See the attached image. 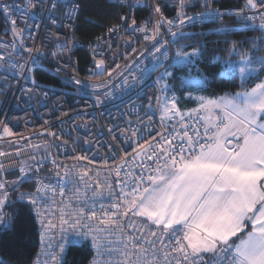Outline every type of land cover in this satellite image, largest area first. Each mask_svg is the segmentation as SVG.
<instances>
[{
    "label": "snow or ice",
    "instance_id": "obj_1",
    "mask_svg": "<svg viewBox=\"0 0 264 264\" xmlns=\"http://www.w3.org/2000/svg\"><path fill=\"white\" fill-rule=\"evenodd\" d=\"M197 2L199 0H178L181 10L171 20L161 15L151 28V35L147 27L152 23L151 15L144 27L132 20V25H136L133 31L143 32L145 39L152 41V51L148 53L151 67L145 66L144 72L165 69L157 83L175 79V74L167 71L169 65L164 64L169 45L190 39L193 34L183 29L195 26L198 21H216L224 15L235 14L245 28H252L257 19L255 12H258L261 23L255 28L264 32V0H245L244 7L234 12L212 9L210 0H202L203 12L189 16L183 11L186 7H195ZM31 7L35 4L26 0L25 8ZM59 7L58 0H53L50 12ZM148 7L153 14L161 12L158 5ZM78 8L79 5H69L65 16L74 19ZM17 10L14 3L0 0V15L12 26L14 35H22L23 30H17V22L12 19ZM246 10H254L253 15H248ZM120 19L125 26H132L128 25L127 16ZM165 24L170 33L168 40L162 39L161 29ZM119 27L113 25L109 31L115 32ZM172 28L180 31L172 32ZM233 30L225 25L214 31L227 34ZM256 39L251 50L243 54L237 42H233L227 49L228 57L223 60L221 73L238 78L241 87L257 80L251 88L214 98L197 97L198 106L188 112L181 111L176 96H164L162 104L160 97H156L161 121L176 123L157 133L159 138L153 137L138 145L139 150L133 148L131 154L125 151L123 163H114L103 180L99 172L74 167L65 169L62 177L57 171L56 185H45L37 179L34 192L20 193L18 200L30 205L29 214L34 215L40 225L41 244L49 257L41 264H49V261L63 264L62 254L66 246L71 245H87L93 251L89 264H264V79H260L264 73V56L254 55L260 51L261 41ZM185 47L191 45H181L176 50L171 67L182 66L189 70L195 67L194 58L201 56L202 51L193 48L186 52ZM30 62L35 64L36 58ZM96 64L103 66L104 61L97 60ZM15 67L9 64L5 71ZM19 67L23 69L25 65ZM143 74L133 76L130 72L131 82L125 79V83L132 88L141 82ZM75 83L81 84V81ZM206 83L208 80L202 73L182 80V84L200 89ZM161 90L168 92L172 88L165 83ZM188 99H192L190 94ZM193 114L195 123L189 124L187 121L193 119ZM144 130L132 131V136ZM3 133L11 135V130L5 126ZM125 143L132 146L131 137ZM3 155L5 153L0 152V156ZM112 159L115 160L114 150ZM30 179V172L20 167L15 181H0V227L3 229L10 226L4 209L15 203L9 199L8 188L15 190ZM88 181L95 184V189H88ZM69 184L74 187L82 184L92 195L81 198L79 187H75L73 197L65 201L63 197ZM57 187L61 203L58 223H55L54 213L50 211L54 199L50 203L49 193L54 198ZM103 200L113 202L106 206ZM136 219L141 221L139 227ZM54 233L59 235L55 245L52 243Z\"/></svg>",
    "mask_w": 264,
    "mask_h": 264
},
{
    "label": "built area",
    "instance_id": "obj_2",
    "mask_svg": "<svg viewBox=\"0 0 264 264\" xmlns=\"http://www.w3.org/2000/svg\"><path fill=\"white\" fill-rule=\"evenodd\" d=\"M108 1L121 8L118 22L109 24L94 38L83 39L75 31L78 10L73 14L74 19L65 16L69 5H79L77 0H58L60 7L51 12L53 0H32L35 7L31 8H25L26 0H2L3 3H14L17 6L18 10L13 13L12 19L17 22L16 29H22L23 32L22 35H14L12 26L2 16L0 93H5L7 97L0 112V144L4 145L0 151L3 152L8 147L10 150L0 156L5 165L0 172V181L9 183L15 181L20 167H24L26 172L33 169L41 173L33 175L32 179L20 184L15 190L10 189L17 200L20 193L35 191L37 179L43 181L45 185H56L57 171L62 177L65 169L74 167L92 169L93 173L99 172L103 180L114 163H123L125 151L131 154L133 148L139 150L138 145L153 137L159 138L157 133L164 132L166 127L170 128L176 123L175 121L166 126L159 118L161 87L156 81L165 69L161 67L155 72H144L145 66L149 69L151 67L152 61L148 53L152 51V41L146 40L143 32L133 31L136 25H132V20L135 19L137 25L144 27L151 15L152 23L147 25L148 35H151V28L160 20L161 15L171 20L181 10L178 0ZM220 1L210 0V7L234 12L243 8L245 4V0H236L231 5L222 6L219 4ZM149 4L153 7L158 5L161 12L153 14L148 7ZM140 8L144 11L140 12ZM204 10L202 0H199L195 7L183 9L189 16ZM163 11H166V14ZM246 11L248 15H253L254 10ZM255 14L257 16L255 21H260L259 13ZM121 16H127L128 25L132 26H125L120 19ZM226 17L238 20L237 16L232 14L224 15L216 21ZM52 20H56V23L53 24ZM206 21H198L196 24ZM113 25L120 27L115 32H110L109 29ZM175 29L177 28L170 31ZM161 32L162 39L168 40L170 33L167 24ZM78 49L85 50L89 56L81 71L76 56ZM141 53H144V56H141ZM174 55V46L170 44L168 58L164 60V64L169 65L167 70L171 67V58ZM33 57L37 61L35 64L30 62ZM97 60H103V66L98 67ZM9 64L16 67L5 71ZM20 65H25V68L21 69ZM28 68L32 71L29 72ZM38 69L58 74V83L54 85L39 83L35 78ZM130 72L133 76H141L144 73L141 82H137L132 88L125 83V79L131 82ZM146 75H149V78H146ZM77 80L81 81V84H76ZM156 97H160V104ZM187 122L194 124L195 119ZM5 126L11 130V135L3 133ZM141 128L145 130L138 136H132V131ZM148 129L152 131L149 132ZM129 137L133 141L132 146L125 143ZM113 150L115 160L112 159ZM24 157L30 159L28 164H20ZM78 157L86 159L78 160ZM11 159L12 162L9 164ZM53 161H56V164H53ZM7 164L9 165L6 166ZM57 165L60 167L57 168ZM75 187H79L81 198L92 195V192L86 190L82 184H76ZM75 187L69 184L65 189L63 197L65 201L73 197ZM88 189H95L92 181H88ZM59 192L60 189L57 187L54 198L49 193L50 203L54 199V206L50 211L54 213L52 219L55 223H58L61 203ZM101 202L110 206L113 201ZM34 219L36 221L35 216ZM136 224L139 227L141 221L136 219ZM37 225L38 247L30 264H41L49 260L44 254L46 249L41 244L40 225L39 223ZM53 235L55 239L52 243L55 245L59 241V235L58 233ZM71 246H66L62 254L63 262ZM53 250L58 251L55 248ZM89 250L90 256L86 264H89L94 254L90 248Z\"/></svg>",
    "mask_w": 264,
    "mask_h": 264
},
{
    "label": "trees",
    "instance_id": "obj_3",
    "mask_svg": "<svg viewBox=\"0 0 264 264\" xmlns=\"http://www.w3.org/2000/svg\"><path fill=\"white\" fill-rule=\"evenodd\" d=\"M79 9L76 17V34L83 39H91L101 34L109 24H116L119 19L121 8L110 3L108 0H77ZM236 0H221L220 5H231ZM201 8H197L200 10ZM140 12L144 9L140 8ZM261 21H254V27L245 28V25L240 20H235L233 17H226L221 21H206L197 23L195 26L186 27L183 29L186 33H192L190 39H181L173 44L174 50L181 45H191V47L183 48V51H191L193 48H200L202 55L195 57L196 67L206 75L208 83L203 89V93L208 96H218L224 93H232L238 90H243L253 86L257 80L250 81L248 84L241 87V82L238 78H230L223 76V60L228 57L227 49L233 42H237L239 51L247 53L251 50L253 44L257 43L256 38H260V51L254 55L264 56V32L255 28ZM233 28L227 34L216 33L214 30L223 26ZM2 27V15H0V38ZM180 31L179 28L172 32ZM199 33V35H196ZM243 42V43H240ZM76 56L81 71L84 65L88 62L89 56L83 49L76 51ZM238 58V57H232ZM175 74V79L168 78L171 88L174 87L176 94L181 96L184 94V89L178 85L181 77L188 75V71H193L182 67H170ZM264 74V73H262ZM260 75V79L263 75ZM36 80L44 85H54L58 83L59 75L51 73L45 69H38L35 72ZM177 84L173 86L174 84ZM7 95L0 93V112H2ZM183 102V103H181ZM180 108H188L193 106L192 101L184 103L180 100ZM12 201H15L12 206L5 208L8 215L12 217L11 225L7 229L0 228V264H30L38 246V225L33 215L29 214V205L20 202L14 198L11 193ZM90 256V250L87 246H71L67 252L63 264H86Z\"/></svg>",
    "mask_w": 264,
    "mask_h": 264
},
{
    "label": "rangeland",
    "instance_id": "obj_4",
    "mask_svg": "<svg viewBox=\"0 0 264 264\" xmlns=\"http://www.w3.org/2000/svg\"><path fill=\"white\" fill-rule=\"evenodd\" d=\"M188 52H190V51H188ZM234 59H238V58H234ZM194 60H195V58H194ZM192 68H194V67H192ZM187 69H189V68H187ZM169 72H172V69H170V70H168ZM222 72H223V70H222ZM188 75H185L184 77H181V79L179 80V83H178V85H180V87L182 88V89H184V94L182 95V99H181V96H178V94H176V90H175V88L174 87H172V91H168V92H164V91H162L161 90V104L163 103V97L164 96H168L169 98H171L172 96H176L178 99H179V107H180V104L181 103H183V102H181L180 103V100H183L184 101V103H186L187 101H192L193 102V106H190V107H188V108H184V109H182V108H180L181 109V111H183V112H188V111H190V110H192V109H195L197 106H198V101L196 100V98L197 97H200V96H205V97H211V98H214V97H218V96H208V95H206V94H204L203 93V89L207 86V83L204 85V87L202 88V89H200V88H198L197 86H195V85H186V84H182V80L184 79V78H187V77H189V76H191V77H193V78H195V77H198V76H200V74L202 73V72H197V67H196V65H195V69L193 70V71H188ZM203 74V73H202ZM203 76L204 77H206V75H204L203 74ZM146 78H149V75H146L145 76ZM207 78V77H206ZM165 83H167L168 85H170V83L169 82H167V79L165 80V81H160L158 84H159V86L161 87V89L163 88V85L165 84ZM175 85H177L176 83L173 85V86H175ZM171 86V85H170ZM191 95V97H192V99H188V95ZM222 95V94H221ZM221 95H219V96H221ZM161 117V110H160V114H159V118ZM193 118L195 119V114H193ZM161 119V118H160ZM173 122H175V121H172L171 123H173ZM162 123H164L166 126H170V124L171 123H169L168 121H162ZM4 147V145H1L0 144V148H3ZM10 150V148L8 147V148H6L4 151H3V153L4 152H7V151H9ZM0 152H2V151H0ZM10 160V159H9ZM12 162V159H11V161L9 162V164ZM30 162V159L28 158V157H24V159H23V162L22 163H20V164H28ZM9 164H7L6 166H8ZM0 165H4V162L0 159ZM5 166V165H4ZM14 167V166H13ZM3 169H4V167H3ZM52 171V170H51ZM0 172H1V169H0ZM27 172H30V175L31 176H33V175H41V173H39V172H37V171H35V170H33V169H29ZM11 187H9L8 188V191H9V199H11ZM14 197H15V195H14ZM4 211H5V213H7L6 212V210L4 209ZM8 214V213H7ZM6 219H8L9 221H10V225H11V221H12V217L10 216V215H7L6 216ZM1 229H3L2 227H0ZM38 247V246H37ZM32 262V261H31Z\"/></svg>",
    "mask_w": 264,
    "mask_h": 264
},
{
    "label": "crops",
    "instance_id": "obj_5",
    "mask_svg": "<svg viewBox=\"0 0 264 264\" xmlns=\"http://www.w3.org/2000/svg\"><path fill=\"white\" fill-rule=\"evenodd\" d=\"M263 76L261 77V79H264V74H262ZM258 82V81H257ZM254 86V85H253ZM252 86H250V87H248V88H251ZM245 89H247V88H245ZM245 89H243V90H245ZM243 90H238V91H243ZM236 92V91H235ZM223 95V94H222ZM219 96V95H218Z\"/></svg>",
    "mask_w": 264,
    "mask_h": 264
},
{
    "label": "bare ground",
    "instance_id": "obj_6",
    "mask_svg": "<svg viewBox=\"0 0 264 264\" xmlns=\"http://www.w3.org/2000/svg\"><path fill=\"white\" fill-rule=\"evenodd\" d=\"M164 14H166V11H163ZM35 255V254H34ZM33 260V259H32Z\"/></svg>",
    "mask_w": 264,
    "mask_h": 264
}]
</instances>
